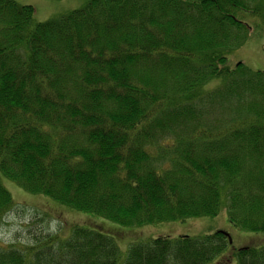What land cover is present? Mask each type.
Listing matches in <instances>:
<instances>
[{
	"label": "trees",
	"instance_id": "obj_1",
	"mask_svg": "<svg viewBox=\"0 0 264 264\" xmlns=\"http://www.w3.org/2000/svg\"><path fill=\"white\" fill-rule=\"evenodd\" d=\"M238 12L264 23V0H91L44 23L0 0V180L128 228L223 204L264 234V72L226 65L250 38ZM14 206L0 181V226ZM71 228L0 244V264H119L113 236ZM231 246L157 237L122 264H264V247Z\"/></svg>",
	"mask_w": 264,
	"mask_h": 264
},
{
	"label": "rangeland",
	"instance_id": "obj_2",
	"mask_svg": "<svg viewBox=\"0 0 264 264\" xmlns=\"http://www.w3.org/2000/svg\"><path fill=\"white\" fill-rule=\"evenodd\" d=\"M13 1L20 6L33 7V22L44 23L72 11L83 9L91 0ZM246 1L249 2V0ZM236 16L239 20L251 25H249L251 27L250 38L228 54L226 65L230 70L241 64L245 69L264 72V23L261 18L244 13L238 12ZM220 83L219 80L213 81L206 85L205 90H213ZM0 181L10 193L15 204L0 226L2 246L12 244L18 247L29 246L34 243L36 237L50 234H58L61 239H66L71 233L73 224H78L86 228H100L103 234L113 236L120 253L119 264L124 262L130 244L147 242L157 237H195L221 231L230 236L233 250L250 245L257 248L264 247V234L245 232L228 223L227 211L223 204L215 217L189 218L182 222H165L158 225L128 228L88 213L74 211L44 196L28 194L14 182L4 179ZM251 242L254 243L250 244ZM230 264H235V259H232Z\"/></svg>",
	"mask_w": 264,
	"mask_h": 264
}]
</instances>
